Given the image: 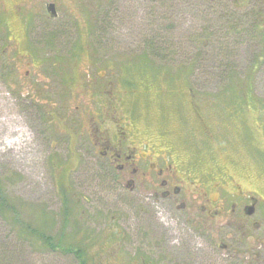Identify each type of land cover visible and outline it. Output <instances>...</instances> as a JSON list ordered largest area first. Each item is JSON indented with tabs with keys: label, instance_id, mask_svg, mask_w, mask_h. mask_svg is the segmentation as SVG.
Wrapping results in <instances>:
<instances>
[{
	"label": "rangeland",
	"instance_id": "obj_1",
	"mask_svg": "<svg viewBox=\"0 0 264 264\" xmlns=\"http://www.w3.org/2000/svg\"><path fill=\"white\" fill-rule=\"evenodd\" d=\"M234 2L149 0L132 13L129 0H119L120 19L118 29L110 32L111 44L85 46L86 29L79 26L57 37L54 33L60 29H47L42 39L32 40L35 53L23 41L14 53L17 60L12 57L16 46L5 47L3 38L23 40L34 18L24 5L10 9L0 2V181L19 205L20 222L0 212V264H80L64 244L74 237L82 245L87 234V264H264V215L259 214L264 213V107L240 100L235 89L230 95L219 93L230 77L244 76L241 69L255 55L247 44L233 50L224 46L225 40L239 43L229 31L233 19L246 25V8ZM41 15L47 21L46 14ZM101 26L93 29L94 41L103 33ZM149 41L154 49L157 46L151 65L128 61L147 53ZM218 52L229 60L220 61ZM71 53L70 62L53 60ZM88 53L97 59L102 54L116 57L115 101L108 109L119 127H132L130 138L151 139L156 144H144L145 149L160 151L172 165L182 157V168L203 187L218 186L213 190L215 209L221 208L224 196L230 198L222 188H236L238 182L247 195L262 198V211L246 219L230 202L227 215L215 221L214 245L206 248L201 234L186 221L187 211L137 194L133 200L122 187L105 185L103 181L114 178L110 170L104 174L81 127L87 107L82 83L95 87L112 76L109 72L99 77L97 67L109 70L107 63L84 61ZM35 54L45 57L38 68L33 66L38 61ZM187 63L194 70L185 69L190 67ZM257 79L253 97L264 98V68ZM94 99L100 104L98 96ZM110 128L103 127L105 132ZM219 193L224 194L220 199ZM64 196L74 201L68 202L71 223L62 230ZM44 215L54 219L49 234L63 235L62 248L56 251L38 239L25 238L20 230L24 224L36 227ZM255 221L259 229L252 226ZM243 231L252 237H244ZM223 243L227 249L220 247Z\"/></svg>",
	"mask_w": 264,
	"mask_h": 264
},
{
	"label": "flooded vegetation",
	"instance_id": "obj_2",
	"mask_svg": "<svg viewBox=\"0 0 264 264\" xmlns=\"http://www.w3.org/2000/svg\"><path fill=\"white\" fill-rule=\"evenodd\" d=\"M147 1L149 0H129L130 5H132L130 12L139 11L142 5ZM0 2L3 8L10 5V9H15L20 5H24L30 9L34 18L32 26L26 27V36L23 40L20 37H16V39L10 42L8 39L3 38L5 47L9 44H14L16 46L13 48L12 52L14 60L18 58L14 53L22 47L23 41L30 44L33 50L32 40L42 39V37L39 36H46L47 29L51 31L55 28L60 29L59 33H54L55 37H57L62 30L71 28L77 30L79 26L86 29L85 46L90 44L107 46L112 43V40L109 39L110 32H114L118 29L117 20L120 19L118 10L119 0H0ZM40 4L44 5L40 7ZM41 14H46L47 21L45 16ZM72 17L75 19L73 22L71 21ZM100 25H102L100 29L103 33L101 37L97 36L95 38L96 41H94L93 29L98 28ZM40 31H42L41 34ZM31 35L35 38H31ZM47 36H51L49 32ZM150 43L151 41H149L146 46L147 53L142 51L138 55L132 56L130 59L137 58V60L146 61L154 58L156 53L152 54L148 49V46L151 45ZM76 44H78V37ZM35 55L38 61L37 64L33 66L38 68L42 66L40 61L45 60V57H41L37 54ZM90 55L91 54L88 53L87 59L84 61L96 59L107 63L106 68L109 70H103L97 67L99 77H104L109 74V72L112 76L110 82L104 81L95 87L94 85H90L89 82L82 83V86L84 85L83 89L86 91L85 94H83V98L85 99L84 102L87 107L83 110L85 123L84 126L81 127H83L85 131V138L91 145L92 152L95 153L101 161L104 174L106 170H110L111 177L114 178L110 180V182L103 181L105 185L112 186L115 189L122 187V191L130 194L129 196L133 200H135V194H137L158 205L168 204L167 207H173L175 205L177 209L187 211V213H185L186 221L192 225L195 232L201 234L204 242L203 246L206 248H210V245H214L216 235L213 233L216 227L215 221L217 219L221 220L227 215L226 208L230 202H232V210L235 211L238 206L241 213L238 215L247 216L246 219H248V217H253L258 210L259 212L262 211L260 210L262 207V198L254 197L251 194L247 195L245 192L247 190L243 192L242 183L238 182H235L236 188H222L223 193H230V198L224 196L221 208L215 209L214 203L216 199L213 198V190L216 191L219 188L218 186L207 184L206 187H203L195 177L191 176L189 172H186L182 168V157L178 156L177 164L172 165L165 156L160 154V151L152 152L151 149H145L143 147L144 144H156L151 141V139L145 141L141 138L142 140L137 142L130 138V132L133 131L132 127L128 131L125 130L126 126L122 127L120 125L119 127L111 118L108 109L109 105L115 101L114 86L118 74L117 77L116 75L114 76L116 71L113 69V59L116 57L110 54H102L99 55V59H97V55ZM73 57L74 54L71 53L68 55H59L53 60H67L70 62ZM67 69L66 74L69 73V64ZM63 76H65V74L62 75V78ZM68 92L71 95L75 94V91H70L69 89ZM95 95L100 99V104L95 101ZM96 113L100 114V119L97 118ZM105 125L111 127L109 131H104L103 127ZM120 130L121 134L119 133ZM74 133L76 134V132ZM97 153L100 155H97ZM239 190L240 194H238ZM223 193H219V199L222 198ZM251 205H254V212L249 215L248 210ZM259 214L264 215V213ZM252 226L259 229L260 224L255 221ZM243 234L246 238L252 237L247 231H243ZM220 247L227 249L228 245L223 243ZM145 264H147V262H145Z\"/></svg>",
	"mask_w": 264,
	"mask_h": 264
},
{
	"label": "trees",
	"instance_id": "obj_3",
	"mask_svg": "<svg viewBox=\"0 0 264 264\" xmlns=\"http://www.w3.org/2000/svg\"><path fill=\"white\" fill-rule=\"evenodd\" d=\"M234 4L238 7L246 8V15L244 17V22L246 25L242 26V24L236 23L233 19L229 31L231 33H235L233 37L240 38L237 39L239 43L233 44L231 41L225 40L226 45L224 46H226V50H233L234 48H239L238 45L247 44L254 47L255 55L249 65L245 69H241L244 76H242L240 73L241 76H239L235 80L233 77H230V82L227 84V88L223 89L219 93L230 95V90L235 89L237 90L236 92L238 93V97L240 98V100L246 99V101L248 102L254 104L258 103L264 107V98L253 97L255 92L253 88L255 84L258 83V73L261 72L264 68V0H255L254 2H252V0H235ZM261 7L262 11H260ZM200 39L203 38H199V40ZM217 55L222 56L220 61H228L230 57L220 52H218ZM225 63L226 62H221V65H225ZM187 65H189V63H187ZM187 68H191V70H194L193 65H191L190 67H185V69ZM262 111L264 114V108H262ZM5 188V185L0 181V212L5 217L13 219L14 223L20 224V222L17 221L19 219V205L15 203V201H11V199L6 194ZM70 200L74 201V197H63V202L65 203V211L62 215V230H65L66 227L71 223V213L70 211H68V202ZM53 220L54 219H51L50 217L44 215L41 216L40 219H38L36 227L30 228V225L24 224L22 227H20V230L22 232V235H26L25 238H35L36 240L38 239L41 243H43V245H46L47 247L50 246L53 251H56L58 250V248H62L63 235L61 236V240V238H59L57 235L52 236L51 234H49L50 229L54 227ZM70 238L72 240V243L64 244L65 246H67L64 250L68 253H73L79 259L80 264H86V251L84 250L82 245L86 246L84 244V240L86 238H90L89 235L87 234L85 237H83L82 245H78L77 243H75L74 237Z\"/></svg>",
	"mask_w": 264,
	"mask_h": 264
},
{
	"label": "water",
	"instance_id": "obj_4",
	"mask_svg": "<svg viewBox=\"0 0 264 264\" xmlns=\"http://www.w3.org/2000/svg\"><path fill=\"white\" fill-rule=\"evenodd\" d=\"M254 212V205L249 206L248 214H252Z\"/></svg>",
	"mask_w": 264,
	"mask_h": 264
},
{
	"label": "bare ground",
	"instance_id": "obj_5",
	"mask_svg": "<svg viewBox=\"0 0 264 264\" xmlns=\"http://www.w3.org/2000/svg\"><path fill=\"white\" fill-rule=\"evenodd\" d=\"M261 62V61H260ZM260 64V63H259ZM7 121H9V120H7ZM1 122V121H0ZM10 123H8V125H9ZM22 124V123H21ZM4 126V125H3ZM11 127V126H10ZM10 130V129H9ZM19 130V129H18ZM11 131V130H10ZM23 131V130H22ZM24 132V131H23ZM22 133V132H21ZM23 134V133H22ZM24 136H26V135H24ZM19 137V136H18ZM21 138H22V135H21ZM26 139V138H25ZM24 140V139H23ZM16 141V140H15ZM26 141H28V140H26ZM17 147H18V145H17ZM16 147V148H17ZM20 149V148H19ZM25 149V148H24ZM197 251V250H196ZM200 254V253H199Z\"/></svg>",
	"mask_w": 264,
	"mask_h": 264
}]
</instances>
